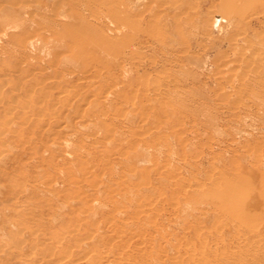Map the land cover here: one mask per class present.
<instances>
[{
  "label": "rangeland",
  "instance_id": "1",
  "mask_svg": "<svg viewBox=\"0 0 264 264\" xmlns=\"http://www.w3.org/2000/svg\"><path fill=\"white\" fill-rule=\"evenodd\" d=\"M2 1L0 0V2ZM75 2V11L91 18V12L84 5V0H75ZM26 3L33 4L34 2L29 1V3ZM164 5L163 17L159 16L160 19L156 21L157 28L162 26L159 25L160 22L168 21L172 26V31L176 30L178 20L174 18V15L177 14V17L181 18L184 26L182 32L184 33L183 37L188 41L186 45L191 46L192 51H195V54L200 56L199 60L191 62L192 65H185L187 61L184 57L180 60L181 63L174 58L173 61L165 65L166 68L161 67L160 63L148 67V72L142 75L140 79L134 77L135 80L125 86L126 88L120 97L121 99H118V102H121L116 104L114 102L112 104L116 108L111 106V103L108 104L106 99L105 106L93 114H86L87 110H83L87 105L75 102L76 96L73 93H76V90L79 91V96L87 94L85 91L87 86H84L85 82L81 80L83 79L81 73L66 74L65 77L68 80L66 84H62L60 93L67 91L71 94L70 97L72 99L70 98L71 100L67 101V103L63 102L62 104L55 105L49 102L48 106L51 107V111L49 110L48 114L45 113L42 116H38L35 111L33 112L32 117L38 120L28 125L29 128L26 127V133L29 131L30 134L28 133V136L25 133L26 136L21 140L26 151L21 164L16 163L18 172L14 173L20 180L25 178L27 183L38 179V182H44L45 184H49L50 182L53 187H58L59 190L53 195L54 197L52 195L47 196V198L51 199L50 203L52 205L50 203V206L46 205L49 209L45 205L36 207L30 205L34 201H32L31 197L27 196L28 194L21 193L19 188L17 189L13 185L1 188L6 195L12 196L13 209L27 208V210L34 209L33 211L39 209L43 212L41 213V217H39L43 221L45 219L50 221L53 218L51 212L58 208L59 214L56 218L59 216L60 218L52 220L53 223L55 222L54 226L57 230V227L60 226L59 223L64 218L72 219V222L69 224L70 228H67H75L77 220L74 216H77L76 214L81 212L80 207H78V212H72L69 209L60 211L59 206L56 208L58 202L73 199L75 198L74 195L77 194L86 197L88 200H92L95 209L92 212L91 218L84 220L85 225L84 222L82 223V229L79 228V231L73 235L68 233V229H63L66 232L64 233L62 230L63 233H61L62 231H59L57 239H62L65 247L69 244L71 247H74L78 242L77 239L82 240L86 238L95 227L93 225L94 221H98L97 228L102 239L99 251L102 255L108 253V261H103L101 264H171L170 260L173 259V255H176L175 252L177 253V250L182 255H186V251L190 253L193 247L189 245L188 241L194 239L197 228L204 225L208 226V223H210L208 219H206V222L199 219V211H193V203L186 202L181 197L182 193L179 192L181 190L180 187H173L167 180L166 182L154 181V184L147 193L150 196L144 197L152 201L151 207L153 208L151 209L153 211L151 215L142 214L139 220L134 219L136 203L127 201L124 198L121 199V193L107 191V185L111 184L110 181L119 180L122 177L124 169L117 162V158L121 157L120 155L127 152L132 159L135 157L136 152L140 151L141 153L143 150L142 152L145 155L139 154L143 158L140 156V160L139 158L138 160L132 159L136 161L139 168L159 166L162 169V174L165 170L170 169L169 176L180 180V183L183 184L189 178L192 180L195 175L198 179L204 180L207 173L214 172L209 166L213 161L217 162L218 166H221L220 161L222 160H220L219 154L224 153L226 157L229 156V152L224 149L225 146L226 149L229 148L227 144L234 145L233 142L235 140V145H230L232 146L230 149L237 148L238 151L244 152L245 149L254 146V142H257L255 138L259 137L262 139L264 134V108L259 109L253 106L252 101L254 98H251V96H241V94L231 90V85L228 86L227 79L232 76L230 74L222 76L221 69L225 65L219 61H215L216 55H224L225 58L227 57L229 60H233L232 62L239 64V66L232 64L233 66H230L231 71H234L237 67L239 68L238 73L245 75L249 72V60L251 57L254 56L256 58L258 55H264V0H165ZM102 6H99V9L105 12ZM36 7L38 5H34L33 9ZM216 21L221 22V30L217 28ZM13 24L16 25V23ZM142 26L146 28V24ZM20 29L18 28V30ZM155 31H149V33L141 31L135 37L141 41L148 42L152 46L159 41V36L162 33V30ZM172 35L173 38L182 36L177 32H173ZM45 38H47L45 39L46 43L37 52L38 57L30 59L28 63L15 61L11 57L15 56V47L13 44H7L4 38L1 39L0 57L1 59H5L8 64L6 68L0 67V106L6 103L5 110L8 109L7 105L11 103L13 97H17L15 96L16 93L9 94V89H13L14 86L21 87V90L23 88L27 90L25 95L22 93V97L29 98L36 96L30 90V85L33 84L35 79L36 81L42 79L46 82L56 81V74L60 70V66L42 69V67L48 65L54 56L51 53V49L55 44V37L46 35ZM150 45H145V48L141 49L143 58L137 59L135 57L133 61L131 60L133 66L148 63V57L153 58L156 62H159L163 58L162 53L154 52V49ZM143 67L146 68V66ZM18 68L21 70L18 71ZM101 69L104 70V64L101 65ZM114 70L116 73L117 70L115 68ZM249 78L247 77V79ZM259 80L260 83L264 82L262 77ZM252 82L259 84L257 80H253ZM156 93L157 95H155ZM149 96L153 98L158 96L159 98L148 100ZM163 101L169 104L167 108L163 107ZM240 102L244 104V107H240ZM233 111H235L236 116H232L231 118L230 114ZM91 119H94L93 123ZM146 128L155 129L157 131V138L148 145H140L143 149H139L140 147L138 146H136L138 149L132 147L129 142L131 138L133 139L138 133L145 132ZM40 130L44 135H41L42 132ZM249 133L251 136H249ZM246 138L249 140L250 145L247 143ZM57 143L59 146L57 145L56 147ZM217 143L218 145H216ZM209 144L212 146L211 150L214 149L215 156L209 155ZM216 149L220 150V153ZM12 151L13 149L11 148V153ZM134 151L136 152L134 153ZM40 157L43 158L41 159ZM32 162H36L35 165ZM38 167L39 169H37ZM53 174H55V177H52ZM151 178L161 179L162 176L151 172ZM136 182L138 181L133 178L132 186ZM192 182L194 183V180ZM98 184H102L100 191L96 190V185ZM67 188H73L74 191ZM160 192H162V195ZM132 198L135 197L133 196ZM93 199L101 201L98 203V201L95 202ZM176 199L180 200L179 202L184 201L183 204L186 207L181 203L178 205L182 206V211L185 208L188 211L182 212L179 207L176 208L173 202ZM115 201H119L120 203H116ZM123 204L125 205L124 210L126 209L127 212L124 216L122 213H116L115 211L117 206L122 207ZM44 207L46 208L45 210ZM110 207L112 209L116 208L112 211ZM46 210L48 212H45ZM60 212L63 213V216ZM180 215L185 218L183 219ZM119 218L122 219V222ZM183 220L185 221L183 222ZM125 221L126 223L129 221L126 226L123 224ZM183 223L186 224L184 225ZM90 227L93 228L91 229ZM25 229H29L32 234L38 233L40 238L50 236L42 227L38 230L36 225H28ZM59 229H62L61 226ZM199 230L201 231V228ZM202 231H204V228H202ZM85 235L87 236L85 237ZM2 236L6 237L5 234ZM11 237L16 239L14 234ZM166 238L168 239L166 240ZM207 238L211 241L213 240L212 236H207ZM54 240L56 241V237ZM174 240L177 241L174 242ZM168 241H171L170 243L173 245L170 248L171 244L167 247ZM126 244L128 247L125 246ZM26 250L31 255L28 264H46L50 260L52 262L56 258L55 256L59 255L56 254L52 258V255L49 252L43 251L40 246L36 247L35 250H32L30 247ZM31 251L34 252L31 253ZM123 252L130 253V255H124ZM166 256L171 257L165 258ZM154 257L156 258L153 259ZM168 261L170 262L168 263Z\"/></svg>",
  "mask_w": 264,
  "mask_h": 264
},
{
  "label": "bare ground",
  "instance_id": "2",
  "mask_svg": "<svg viewBox=\"0 0 264 264\" xmlns=\"http://www.w3.org/2000/svg\"><path fill=\"white\" fill-rule=\"evenodd\" d=\"M29 1H33L34 3L27 4L26 2L29 3ZM164 3L165 0H84V5L91 12V18H88L83 13L75 11V0H3L0 2V41L4 38L7 44H13L15 47V56L11 57L17 62L24 61L25 63H28L32 58H37V52L40 51L46 43L45 39L47 38H45V36L50 35L55 37V44L51 49V53L54 56L48 65L42 67V69L60 66V70H58L56 74V81L46 82L42 79L37 81L35 79L33 81V84L30 85V90L33 94H36L35 97H22V93L25 95L27 90L24 88L21 90V87L14 86L13 89L15 90L9 89V94L16 93L15 96L17 97H13L11 103H8L7 110L4 109L6 103L0 106V264H28L31 255L27 253L26 249L30 247L32 250H35L38 246H40L43 251L49 252L52 258L56 254H59L55 256L56 260L54 259L52 262H50V260L46 264H101L103 261H108V253L102 255L99 251L100 241L102 239L97 228L98 221L96 222L95 219L93 231L91 230L92 232L88 236L85 235V237L87 236L86 238L82 240L77 239L78 242L74 247H71L69 243L68 246L71 248L68 246L65 247L62 239L59 237V239H57L58 232L63 229H68V233L72 235L78 232L79 228L82 229V223L84 220L91 218L92 212L95 209L92 200H88L86 197L77 194L74 195L75 198L73 199H67L60 203L58 202L56 208L59 206L60 211L69 209L72 212H76L80 209L81 212L79 213L77 211V216H74L77 220L76 226L74 225L75 228L69 229V224L72 222V219L64 218L63 221L61 220L62 222L59 223L62 228L61 230L59 229L60 226L56 224L59 226L57 230L54 226L55 222L53 223L52 220H55L56 216H58V208L51 212L53 218L50 221L46 220L44 217L43 219L45 220L43 221L39 218L41 217V213H43L39 209H36L37 211H33L34 209L27 210V208L13 209L12 196L6 195L1 188L11 185L17 187V189L19 188L21 193L28 194L27 196L31 197L32 201H34V203L30 205L36 207L49 205L51 199L49 197L47 198V196H53L58 192V187H53L49 180V184L38 182V179L27 183L25 178L20 180L14 173L18 172L16 163L21 164L26 151L25 146L21 143L22 138L26 136V127L38 120L32 117V114H34L33 112L35 111L38 116H42L45 113H49L48 111L51 109V107L48 106L49 102L55 105L62 104L63 102L67 103V101L72 99L69 92L63 91L60 93L62 84H66L68 80L65 77L66 74H74L75 72L81 73L83 78L81 80L85 82L84 86H87L85 88L87 94L79 96L80 93L76 90V93H73L76 96L75 102L78 104L84 103L87 105V107L83 109L84 111L87 110L86 114H93L105 106L106 99L108 104L111 103V106H113L112 104H114V102L115 104L120 103L121 101L118 102V99H121L120 97L126 88L125 86L134 81V77L140 79L142 75L148 72V67L160 63L161 67L166 68L165 65L173 61L174 58L180 62L184 57L187 61L185 65H190L191 62L199 60L200 56L196 55L195 51H192L190 48L191 46L188 44L186 45L188 41L183 37L184 33L182 32L184 26L181 18L177 17V14L174 15V18L178 20L176 30L172 31V26L168 21L160 22L159 25L162 26L157 28L156 21L160 19L159 16L163 17L164 14ZM34 5H38V7L33 9ZM99 6H102L105 12H102ZM216 16H218V14H216ZM13 23H16V25ZM143 24H146V28H143ZM215 24H217V28L221 30V22L216 21ZM18 28L21 29L18 30ZM155 30H162V33L159 36V41L152 46L148 42L141 41L135 37L138 32L143 31L149 33V31L154 32ZM173 32H177L182 36L173 38ZM163 34L164 36H162ZM145 45H150L154 49V52L162 53L163 58H161L159 62H156L153 58L148 57V59L151 60H148V63H141L133 66L131 60L133 61L135 57L137 59L142 57L143 54L141 49L143 47L145 48ZM219 46H221V44H219ZM215 61H219L221 64L225 65L221 69V73H223L222 76H226L227 74L232 76L227 79L228 86L231 85V90L241 94V96H251V98H254L252 101L253 106L259 109L264 108V82L260 83L259 80L261 77L264 79V55H258L256 58L254 56L251 57L249 60V72L245 75L238 73L239 68L237 67L234 71H231L230 66L232 64L234 66H239V64L237 62H232L233 60H229L227 57L225 58L224 55H216ZM61 62H63V64H61ZM102 63L104 64V70L101 69ZM142 65L146 66V68ZM7 66V61L0 57V67L6 68ZM114 68L117 70L116 73L114 72ZM20 70L21 69L18 68V71ZM104 71L105 73H103ZM247 77L250 78L247 79ZM253 80H257L259 84L253 83ZM157 93L155 95H157ZM158 96L155 98L149 96L148 100L159 98ZM122 102L124 101L122 100ZM239 104L240 107H244L242 102ZM168 106L169 104L163 101V107L167 108ZM234 112L235 111L230 114L231 118L232 116H236ZM91 120L93 123L94 119ZM102 122H104V120H102ZM40 132L42 131L40 130ZM28 133L30 134L29 131ZM58 133L60 132L58 131ZM42 134L43 132L41 135ZM249 136H251L250 133ZM156 138L157 131H155V129L146 128L145 132L136 134L129 142L132 147L135 148L138 146L140 147L139 149H143L141 146L152 143ZM255 139H257V142H254V146L251 145L252 147L245 149L244 152L238 151L237 148L230 149V147H232L230 145L233 144H227L229 148L226 149L225 146L224 149L229 152L228 157H226L224 153H220V150L218 151L216 149L220 153L216 151L220 156V160H222L220 161L222 165L220 164L221 166H218L216 164L217 162H211L209 166L214 172L207 173L204 180L201 178L198 179L195 175L192 179L194 183L189 177L190 181L187 179L188 181L183 184L180 183V180L173 179L172 176H169L170 169L165 170L162 174V169L159 166L139 168L136 161L132 159L135 158L138 160L141 156H139V154L144 156L143 150L141 153L140 151H134L136 155L132 159L129 157V153H123L120 155L121 157L117 158V162L121 164L123 166H121V168L124 169L122 171V177L119 180L110 181L111 184L107 185V191L121 193V199L124 198L127 201L135 202L136 212L133 218L139 220L140 215H151L153 211V209H151L153 208L151 207L152 201L144 198L148 195L150 196V194L147 193L154 184L153 182H166L167 180L173 187H180L181 190L179 189V192L182 193L181 197H183L186 202L193 203V211H199L198 213L201 217H199V219H202L203 222H206V219L209 220L210 223L208 224L210 226H206L204 223V226H200L196 229L194 239L188 241L189 245L193 247H191L192 250H190V253L186 251V255H182L180 251L177 250V253L175 252L176 255H173V259L170 260L171 264H264V134L262 136L263 140L259 137ZM235 142L234 140V145ZM247 143H249V140H247ZM57 145L58 143L55 146L57 147ZM216 145H218V143ZM11 148L13 149L12 153ZM208 148H210L209 155L215 156L214 149L211 150L212 146L210 144ZM136 149L138 148L136 147ZM143 156L141 157L143 158ZM64 159L66 158L64 157ZM32 163L35 165L36 162ZM195 168L197 167L195 166ZM37 169H39V167ZM151 172L162 176V178L152 179ZM54 175L55 174H53L52 177H55ZM133 178L138 182L132 186ZM142 179H144V181L141 182ZM101 186L102 184L96 185V190L100 191ZM68 190L74 191L73 188ZM160 193L162 195V192ZM133 196L135 198H132ZM178 199L173 201L174 206L176 208L179 207L182 211V206L178 204H183L184 201L179 202L180 200ZM94 201H98L99 203L101 200ZM184 205L185 204H183V206ZM78 207L80 208L78 209ZM46 208H48V206H46ZM46 208L44 207V210ZM124 208L125 205L123 204L122 207L117 206L115 211L116 213H122L124 216L127 214ZM110 209H112V207H110ZM114 209H112V211H114ZM186 210L185 208L182 212H186ZM45 212H48V210ZM58 218H60V216L56 219ZM182 218L184 219L185 217ZM110 219L112 218L110 217ZM116 221L118 222V220ZM120 221L122 222V219H120ZM129 221L127 222L129 223ZM184 221L185 220H183V222ZM128 223H126V221L123 222L125 226L128 225ZM28 225H36L38 230L42 227L50 236L40 238L38 233L32 234L29 229H25ZM90 228L92 229L93 227ZM200 228L201 231L199 230ZM202 228H204V231H202ZM63 231L61 233H63ZM65 232L66 231H64V233ZM3 234H5L6 237L2 236ZM13 234L16 239L11 237ZM59 236L61 235L59 234ZM207 236H212L213 240H209ZM55 237L56 241L54 240ZM61 237L64 239L63 236ZM167 239L168 238H166V240ZM175 241L177 240H174V242ZM170 242H167V247L171 244ZM125 246L128 247L127 244ZM172 246L171 244L169 248ZM187 248L189 249V247ZM33 252L34 251H31V253ZM123 254L127 256L130 255V253L126 252H123ZM170 257L166 256L165 258ZM155 258L156 257L153 259ZM170 261H168V263Z\"/></svg>",
  "mask_w": 264,
  "mask_h": 264
}]
</instances>
